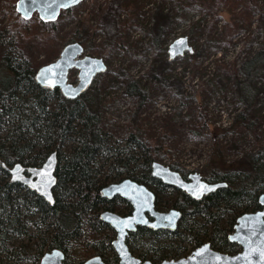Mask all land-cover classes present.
I'll list each match as a JSON object with an SVG mask.
<instances>
[{
	"label": "trees",
	"instance_id": "1",
	"mask_svg": "<svg viewBox=\"0 0 264 264\" xmlns=\"http://www.w3.org/2000/svg\"><path fill=\"white\" fill-rule=\"evenodd\" d=\"M18 1L8 0L7 6L14 15L0 32V264H40L43 256L54 249L65 253L64 264H83L95 256L117 264L118 256L112 245L116 233L102 222L101 213L113 210L128 214L131 208L122 200L105 199L101 191L125 177L165 193L161 182L151 176L152 148L145 142L142 130L130 132L122 145L100 129L103 111L96 80L77 100L66 99L59 89L38 85L35 76L39 68L58 59L63 48L72 43H80L85 53L89 52L94 36L88 20L80 21L70 41L57 47L54 36L61 20L72 15L75 9L62 11L59 19L51 22L42 21L37 14L27 20L16 11ZM185 1L191 8L190 13L193 10L198 13L194 15L196 21L186 23L190 31H198V38L203 36V44L209 43L211 38L207 36L214 29L218 32L215 51L220 52V57L214 64L212 82L223 89L232 82L231 103L241 106L222 131L234 135L250 132L260 140L257 131L264 125V116L257 107L264 100V35L261 34L262 41L251 57L240 63V60L225 62L230 50L239 46L240 37L245 36V45H240L238 52L252 47L254 39L261 36L258 33L264 31V13L257 6L259 0ZM126 11V0H110L102 14L104 52L121 47V18ZM223 13L230 18L226 19ZM253 26L254 30L249 33ZM48 36L53 40H48ZM30 43H39L42 51H48L50 62L34 66L24 49ZM189 55L196 65L191 73L193 81L203 56L196 49ZM209 86L202 81L194 84V94L200 97L201 106ZM126 93L141 96L142 100L145 97L135 81L127 86ZM200 104L203 117L200 129L209 131L212 125L203 115ZM163 136L167 139L168 133ZM70 143L74 145L65 154L63 149ZM154 147L157 154L168 152L162 146ZM258 149L228 164L219 145L213 142L210 160L198 172L210 182L226 181L228 187L201 202L186 195L170 196L167 203L184 210L183 222L175 232L139 228L127 239L131 252L154 264L181 259L188 255L187 251L207 242L216 251L238 254L241 248L229 240V235L243 214L262 208L264 147L259 144ZM53 151L59 153L60 166L56 174L55 203L50 205L21 184L13 183L3 164L41 167ZM169 167L180 170L175 165ZM165 196L168 195H159ZM162 204L159 202L158 206Z\"/></svg>",
	"mask_w": 264,
	"mask_h": 264
},
{
	"label": "rangeland",
	"instance_id": "2",
	"mask_svg": "<svg viewBox=\"0 0 264 264\" xmlns=\"http://www.w3.org/2000/svg\"><path fill=\"white\" fill-rule=\"evenodd\" d=\"M7 2L0 0V32L14 15ZM109 2L84 0L74 8L72 15L61 20L59 31L54 36L57 47H60L70 41L80 21L88 20L94 38L93 46L86 55L102 58L108 66L107 72L95 79L103 111L100 124L102 131L113 135L115 142L123 145L130 132L142 130L145 142L152 148L154 162L167 167L175 165L180 168L177 172L182 174L185 171L198 172L208 164L213 142L219 145L228 164L244 155L256 153L259 144L264 147V125L257 131L260 140L250 132L234 135L222 131L228 127L237 111L241 110V106L231 103L232 82L225 89L212 82L214 64L220 57V52L217 54L215 51L218 47L215 40L218 32L214 29L207 36L211 38L209 43L203 44V36L198 38V31H190L186 23L187 20L196 21L194 15L198 13L194 14V10L190 13L191 8L185 5V0H126L127 11L121 18V47L107 53L103 50L104 36L100 20ZM257 6L258 11L264 13V0H259ZM223 16L230 18L227 13H223ZM157 26L164 28L159 30ZM254 28L248 30L249 33ZM258 34L264 35V31ZM262 35L254 39L252 47L238 52L240 45H245V36L240 37L239 46L230 50L225 56V62L240 60V63L244 58L251 57L257 44L262 41ZM184 36L189 37L191 45L203 56L199 73L193 81L191 73L196 65L189 54L174 61L169 60L170 44ZM47 39L53 40L49 36ZM24 49L34 66H42L51 60L49 52L42 51L39 43H30ZM134 81L144 93V100L141 96L126 93L127 86ZM196 81L210 85L202 106L200 97L194 94ZM70 82L78 84L77 70L71 71ZM92 92L96 93L95 89ZM199 104L203 115L212 125L209 131L202 132L200 129L203 117L200 116ZM257 109L264 116V100ZM164 133H168L167 139ZM73 145H66L63 152H70ZM155 145L164 147L168 152L155 153ZM239 178H243V175Z\"/></svg>",
	"mask_w": 264,
	"mask_h": 264
},
{
	"label": "water",
	"instance_id": "3",
	"mask_svg": "<svg viewBox=\"0 0 264 264\" xmlns=\"http://www.w3.org/2000/svg\"><path fill=\"white\" fill-rule=\"evenodd\" d=\"M84 0H19L17 12L24 19L30 20L38 15L42 21L51 22L59 19L62 11L78 7ZM194 47L188 36L179 37L168 48L169 60L174 61L186 54H192ZM78 71V84L70 82V73ZM108 66L104 59L86 55L85 48L80 43L65 46L54 62L45 65L36 73L35 79L41 87L59 89L66 99L76 100L86 93L95 79L105 72ZM60 166L59 153L53 151L48 155L41 167L25 166L16 163L9 167L3 164L9 173L10 180L43 198L50 205L55 203V189L58 184L57 170ZM152 176L164 184L184 192L194 200H202L220 189L228 187L227 182L210 184L203 180L200 173H192L190 183L185 182L181 174L159 162L152 163ZM104 198L113 199L117 196L127 200L133 206V213L123 217L107 211L101 214V220L110 225L116 232L112 245L117 253L119 264H151L142 263L133 256L126 240L131 232L138 227H147L153 231H175L182 213L171 210L159 213L155 210L154 193L145 185L126 179L113 183L102 189ZM261 209L243 214L237 221L234 233L230 235L231 242L241 247V252L230 255L214 250L209 243L194 250L186 258L166 260L161 264H264V194L260 196ZM147 214L154 219L149 221ZM66 255L63 251L54 249L46 253L40 264H64ZM85 264H105L100 256L89 259Z\"/></svg>",
	"mask_w": 264,
	"mask_h": 264
},
{
	"label": "flooded vegetation",
	"instance_id": "4",
	"mask_svg": "<svg viewBox=\"0 0 264 264\" xmlns=\"http://www.w3.org/2000/svg\"><path fill=\"white\" fill-rule=\"evenodd\" d=\"M85 94V93H84ZM82 96V95H81ZM80 96V97H81ZM77 100V99H76ZM26 166V165H25ZM172 170H174V171H177L176 169H172ZM180 173V172H179ZM194 173H198V172H194ZM181 174V176H182V178L185 180V182H187V183H190L191 182V180H190V178H189V176L192 174V173H186L185 172V174H182V173H180ZM151 176H152V166H151ZM153 177V176H152ZM203 177V176H202ZM155 180H157V181H159V182H161V184H162V186H164V189H165V193H162V194H160L159 193V191L158 190H156V189H154L153 187H151V186H147V185H145L149 190H151L153 193H154V196H155V200H154V206H155V210L157 211V212H159V213H168V212H170L171 210H177V211H179V212H181L182 213V219L178 222V225H177V229H178V227H179V225L183 222V219H184V216H185V213H184V210H182V209H180L179 207H174L173 205H170V204H168L167 203V200H169L170 199V196H172V195H186L184 192H182V191H180V190H178V189H176V188H174V187H170V186H168V185H166V184H164L162 181H160L159 179H157V178H155V177H153ZM126 179H130V180H132V181H135V182H137L138 184H142V183H140L139 181H137V180H134V179H132V178H123L121 181H119V182H116V183H120V182H122V181H124V180H126ZM203 180H205L206 182H208V183H210V184H215V183H220V182H226V181H219V182H210V181H207L206 179H204V177H203ZM113 184V183H112ZM142 185H144V184H142ZM105 188V187H104ZM221 190V189H220ZM217 192V191H216ZM216 192H214V193H216ZM214 193H212V194H214ZM212 194H210V195H212ZM262 194H264V192H262L260 195H262ZM159 195H168V196H165V197H159ZM210 195H208V196H204V198L202 199V200H199V201H197V200H194L193 198H191V197H189L188 195H186L187 197H189L190 199H192V200H194V201H196V202H201V201H203V200H205L207 197H209ZM105 199H107V198H105ZM109 201H113V200H122L123 202H125V203H127V204H129L130 205V208H131V212L130 213H128V214H123V213H120V212H118V211H113V210H106V211H103L102 213H104V212H107V211H110V212H113V213H115V214H117V215H119V216H123V217H127V216H130V215H132V213H133V211H134V209H133V206L127 201V200H125V199H123V198H121V197H119V196H117V197H115V198H113V199H108ZM159 202H162L163 204V206L161 205V206H158V203ZM101 213V214H102ZM250 213V212H249ZM147 217H148V219H149V221H154V219L152 218V217H150V215L149 214H147ZM238 221V220H237ZM103 222V221H102ZM104 223V222H103ZM104 224H106V223H104ZM106 225H108V224H106ZM237 225V224H236ZM235 225V226H236ZM111 229H113L110 225H108ZM235 226H234V228H235ZM139 228H142V226H140V227H138L137 228V230L135 231V232H137L138 231V229ZM144 228H147V227H144ZM149 229V228H148ZM176 229V230H177ZM114 230V229H113ZM151 230V229H150ZM175 230V231H176ZM235 230V229H234ZM115 231V230H114ZM153 231V230H152ZM158 231H165V232H175V231H169V230H158ZM158 231H154V232H158ZM135 232H131V233H135ZM116 233V232H115ZM131 233H129V235L131 234ZM234 233V231L232 232V234ZM232 234H230V235H232ZM129 235H128V237H129ZM230 235H229V237H230ZM128 237H127V239H128ZM116 239V238H115ZM230 240V239H229ZM126 243H127V240H126ZM208 243V242H207ZM233 243V242H232ZM206 244V243H205ZM210 244V243H209ZM234 244H236V243H234ZM204 245V244H203ZM202 245V246H203ZM211 245V244H210ZM127 246H128V244H127ZM129 247V246H128ZM201 247V246H200ZM212 247V246H211ZM199 248V247H198ZM213 248V247H212ZM241 248V247H240ZM130 249V248H129ZM214 249V248H213ZM115 250V249H114ZM196 250V249H195ZM215 250V249H214ZM131 251V250H130ZM194 251V250H193ZM193 251H190L189 253H188V255L187 256H189ZM241 252V251H240ZM132 253V252H131ZM117 254V253H116ZM133 254V253H132ZM118 256V255H117ZM133 256L134 257H136L137 259H139L142 263H145V262H150L151 264H154V263H152L151 261H143L142 259H140L138 256H136V255H134L133 254ZM187 256H185V257H182V258H186ZM95 257H97V256H95ZM92 258H94V257H92ZM102 258V257H101ZM181 258V259H182ZM91 259V258H90ZM103 259V258H102ZM89 260V259H88ZM88 260H86L85 262H87ZM179 260V259H178ZM103 261H104V259H103ZM166 261V260H165ZM85 262L83 263V264H85ZM105 262V261H104ZM163 262V261H162ZM162 262H160V263H158V264H161ZM65 263V262H64ZM120 263V259H119V257H118V263L117 264H119ZM105 264H110V263H106L105 262Z\"/></svg>",
	"mask_w": 264,
	"mask_h": 264
},
{
	"label": "built area",
	"instance_id": "5",
	"mask_svg": "<svg viewBox=\"0 0 264 264\" xmlns=\"http://www.w3.org/2000/svg\"><path fill=\"white\" fill-rule=\"evenodd\" d=\"M192 12H193V11H192ZM192 12H191V13H192ZM194 12H195L194 14H197V11L194 10ZM185 24H186V23H185ZM187 24H188V23H187Z\"/></svg>",
	"mask_w": 264,
	"mask_h": 264
}]
</instances>
